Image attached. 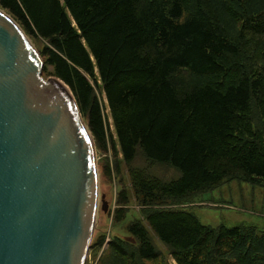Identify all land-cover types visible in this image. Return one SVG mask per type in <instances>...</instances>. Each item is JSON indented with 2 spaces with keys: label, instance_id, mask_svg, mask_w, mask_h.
Instances as JSON below:
<instances>
[{
  "label": "trees",
  "instance_id": "1",
  "mask_svg": "<svg viewBox=\"0 0 264 264\" xmlns=\"http://www.w3.org/2000/svg\"><path fill=\"white\" fill-rule=\"evenodd\" d=\"M0 8L42 46L44 77L70 88L97 149H112L113 171L129 178L114 221H127L130 190L140 218L98 264H264V230L213 228L187 210L234 180L264 186V0H0ZM139 152L181 177L166 182L136 167Z\"/></svg>",
  "mask_w": 264,
  "mask_h": 264
},
{
  "label": "water",
  "instance_id": "2",
  "mask_svg": "<svg viewBox=\"0 0 264 264\" xmlns=\"http://www.w3.org/2000/svg\"><path fill=\"white\" fill-rule=\"evenodd\" d=\"M0 8V264H86L100 204L94 138L70 88ZM102 211L109 203L102 196Z\"/></svg>",
  "mask_w": 264,
  "mask_h": 264
},
{
  "label": "rangeland",
  "instance_id": "3",
  "mask_svg": "<svg viewBox=\"0 0 264 264\" xmlns=\"http://www.w3.org/2000/svg\"><path fill=\"white\" fill-rule=\"evenodd\" d=\"M33 45L39 52L42 46L39 43L36 45L33 43ZM105 115L110 123V130L114 133L107 106L105 108ZM96 157L99 170L100 204L91 249L86 264H98L100 257L108 248V242L114 236L128 239L129 236L126 231L128 222L134 218H140V207L134 199L133 192L130 190L131 203L126 207L128 208V219L122 224H115V212L120 208L117 203L119 192L122 187L130 188L129 178L124 169L123 174L120 176H117L116 172L113 171V164H115L116 157L112 149H109L107 153H101L96 147ZM119 158H121V155H119ZM106 163H109L112 168L111 177H107L104 173ZM134 164L138 168H147L150 175L166 182L177 180L181 177V171L170 163H155L150 165L142 152H139ZM123 179L124 184H121ZM103 195H105L106 201L109 203L107 213H104L101 207ZM187 210L195 214L202 224L213 228L221 225L228 228L248 225L254 226L258 230H264V186H253L246 182L234 180L221 185L215 190L198 195ZM99 235L106 237L105 243L101 249H92V244ZM161 248L164 249L163 246ZM171 262L173 263L172 260Z\"/></svg>",
  "mask_w": 264,
  "mask_h": 264
}]
</instances>
